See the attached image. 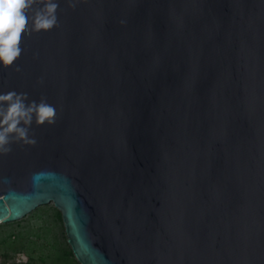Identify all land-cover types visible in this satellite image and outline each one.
Listing matches in <instances>:
<instances>
[{
    "label": "water",
    "instance_id": "water-1",
    "mask_svg": "<svg viewBox=\"0 0 264 264\" xmlns=\"http://www.w3.org/2000/svg\"><path fill=\"white\" fill-rule=\"evenodd\" d=\"M56 11L0 65L57 109L0 153V223L52 202L80 264H264V0Z\"/></svg>",
    "mask_w": 264,
    "mask_h": 264
},
{
    "label": "clouds",
    "instance_id": "clouds-1",
    "mask_svg": "<svg viewBox=\"0 0 264 264\" xmlns=\"http://www.w3.org/2000/svg\"><path fill=\"white\" fill-rule=\"evenodd\" d=\"M71 2L75 6L76 0ZM32 3L33 0H0V65L9 66L22 54L23 34L57 25L59 0H47L34 16L28 12ZM27 97L28 93L16 89L0 92V153L11 151L13 140L34 143L35 137L29 135L34 119L38 124L55 121V105L46 98L29 101Z\"/></svg>",
    "mask_w": 264,
    "mask_h": 264
},
{
    "label": "rangeland",
    "instance_id": "rangeland-1",
    "mask_svg": "<svg viewBox=\"0 0 264 264\" xmlns=\"http://www.w3.org/2000/svg\"><path fill=\"white\" fill-rule=\"evenodd\" d=\"M52 202L0 223V264H80Z\"/></svg>",
    "mask_w": 264,
    "mask_h": 264
},
{
    "label": "trees",
    "instance_id": "trees-1",
    "mask_svg": "<svg viewBox=\"0 0 264 264\" xmlns=\"http://www.w3.org/2000/svg\"><path fill=\"white\" fill-rule=\"evenodd\" d=\"M57 212H58V216L61 218V214H60V211L59 210H57Z\"/></svg>",
    "mask_w": 264,
    "mask_h": 264
}]
</instances>
